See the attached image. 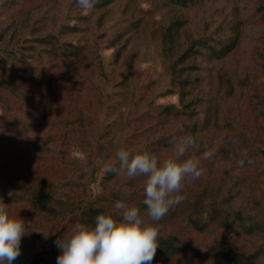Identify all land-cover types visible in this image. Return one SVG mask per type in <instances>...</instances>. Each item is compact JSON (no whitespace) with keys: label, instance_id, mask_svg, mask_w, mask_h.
I'll return each instance as SVG.
<instances>
[{"label":"rangeland","instance_id":"1","mask_svg":"<svg viewBox=\"0 0 264 264\" xmlns=\"http://www.w3.org/2000/svg\"><path fill=\"white\" fill-rule=\"evenodd\" d=\"M68 51L72 69L90 53L83 66L99 69L101 84L93 90L87 74L80 91L69 84L86 120L76 154L55 161L33 149L0 171V198L29 227L13 264H56L54 241L116 200L145 211L143 178L106 168L120 148L167 153L176 133L196 136L200 150L221 142L232 165L204 171L197 197L185 185L159 222L152 264H264V0H100L88 13L75 0H0V79L25 84L42 63L66 65ZM241 149L251 166L239 167ZM54 170L62 178L43 176Z\"/></svg>","mask_w":264,"mask_h":264},{"label":"clouds","instance_id":"2","mask_svg":"<svg viewBox=\"0 0 264 264\" xmlns=\"http://www.w3.org/2000/svg\"><path fill=\"white\" fill-rule=\"evenodd\" d=\"M100 0H75L84 12L93 11ZM167 153L147 147L120 148L106 171L129 180L143 178L145 211L123 200H116L94 218L93 225L74 224L54 241L60 254L56 264H152L159 247L160 225L169 212L186 198V184L195 183L203 174L202 162L211 159L213 150L200 154L196 136H173ZM254 161L241 149L238 165ZM29 231L18 213L0 198V264H13L21 255V240Z\"/></svg>","mask_w":264,"mask_h":264},{"label":"crops","instance_id":"3","mask_svg":"<svg viewBox=\"0 0 264 264\" xmlns=\"http://www.w3.org/2000/svg\"><path fill=\"white\" fill-rule=\"evenodd\" d=\"M63 39L70 41V34L63 36ZM69 53V51L65 52V56H63L68 61L66 65L52 68L42 63L36 69L33 78L26 77L28 82L25 84H23V80L14 83L4 77L0 79V83L3 81V85H5V88H2V84L0 85V171L10 170L16 165L21 166L20 157H17V163L7 159L10 156L16 157L23 153L28 155L33 149L44 148L49 150L50 153L46 152L45 155L54 157L55 161H58L64 155L70 157V155L76 154L77 150H79V145L75 143V139L79 137V132L84 130L81 120L83 123L86 122L82 117L84 106L81 99L78 98L80 97L78 93L80 91L79 85L82 82L80 77L87 74L89 76L87 77L89 79L88 83L95 90L101 84L100 76L102 72L93 66H83L84 63L86 64V59H92L87 51H81L80 54L75 55L76 60H81L82 68L72 69L68 59L73 57L68 56ZM22 70L23 67H18L14 71ZM41 72L44 73L43 76ZM73 82H76L75 90L78 91L75 92L77 96L71 98L70 101L68 100L69 84L71 83L72 86ZM115 82L112 83L116 84ZM113 103L114 101H110V104ZM163 105V109H165L167 106L175 104L171 102L168 105L164 102ZM43 110H47V116L44 120L41 117L44 113ZM174 135L180 136L182 134L176 133ZM71 142H74V145ZM170 148L171 145L169 151ZM204 150H200V154ZM208 150H213L215 154L211 159L202 162L204 163V171H215L219 167L223 169L229 163L232 165V162L228 161L226 156V158H223V153L226 151L222 147L221 142L217 147L213 145ZM72 151H75V153H70ZM33 156L37 158V154ZM33 164L35 165V163ZM54 174L49 175L47 173V175L43 176L45 178L52 176L54 178H62L61 172L54 170ZM38 175L35 172V177ZM195 186L196 182L189 184L190 194L194 193L193 197L198 195V191L193 192L191 190Z\"/></svg>","mask_w":264,"mask_h":264},{"label":"trees","instance_id":"4","mask_svg":"<svg viewBox=\"0 0 264 264\" xmlns=\"http://www.w3.org/2000/svg\"><path fill=\"white\" fill-rule=\"evenodd\" d=\"M96 213H97V211H96ZM161 245H162V244H161ZM163 245H165L166 248H169V251H168L167 253H170V254H171V253H178V252L181 251V250L178 249V248H174L172 245H170L169 242H164Z\"/></svg>","mask_w":264,"mask_h":264}]
</instances>
